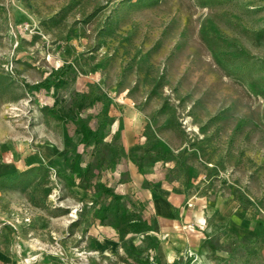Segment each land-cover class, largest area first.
I'll return each instance as SVG.
<instances>
[{
  "label": "rangeland",
  "instance_id": "1",
  "mask_svg": "<svg viewBox=\"0 0 264 264\" xmlns=\"http://www.w3.org/2000/svg\"><path fill=\"white\" fill-rule=\"evenodd\" d=\"M155 163L235 197L264 264V0H0L11 264H154L121 191Z\"/></svg>",
  "mask_w": 264,
  "mask_h": 264
},
{
  "label": "crops",
  "instance_id": "2",
  "mask_svg": "<svg viewBox=\"0 0 264 264\" xmlns=\"http://www.w3.org/2000/svg\"><path fill=\"white\" fill-rule=\"evenodd\" d=\"M9 168L4 164L0 172ZM169 168L155 163L141 173L134 170L121 191L150 225L148 237L154 261L234 264L239 249L236 241L240 239L245 244L257 228L252 215L240 207L235 197L204 193L197 184L186 185L174 179ZM123 237L127 248L130 243ZM110 242L106 239L103 245ZM11 262L5 241H0V264Z\"/></svg>",
  "mask_w": 264,
  "mask_h": 264
},
{
  "label": "built area",
  "instance_id": "3",
  "mask_svg": "<svg viewBox=\"0 0 264 264\" xmlns=\"http://www.w3.org/2000/svg\"><path fill=\"white\" fill-rule=\"evenodd\" d=\"M154 264H160V263H158V262H155Z\"/></svg>",
  "mask_w": 264,
  "mask_h": 264
}]
</instances>
